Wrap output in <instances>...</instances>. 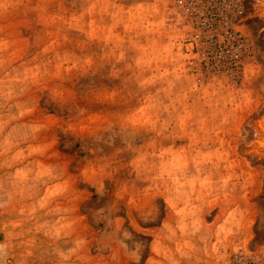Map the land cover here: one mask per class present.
Masks as SVG:
<instances>
[{
	"label": "rangeland",
	"instance_id": "rangeland-1",
	"mask_svg": "<svg viewBox=\"0 0 264 264\" xmlns=\"http://www.w3.org/2000/svg\"><path fill=\"white\" fill-rule=\"evenodd\" d=\"M0 264H264V0H0Z\"/></svg>",
	"mask_w": 264,
	"mask_h": 264
}]
</instances>
